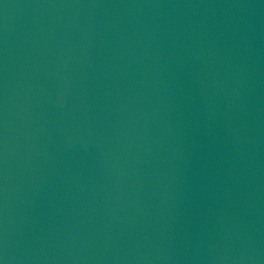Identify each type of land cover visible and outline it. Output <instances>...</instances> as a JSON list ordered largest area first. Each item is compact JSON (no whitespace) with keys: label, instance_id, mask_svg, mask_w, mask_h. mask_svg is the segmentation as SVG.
Segmentation results:
<instances>
[{"label":"water","instance_id":"obj_1","mask_svg":"<svg viewBox=\"0 0 264 264\" xmlns=\"http://www.w3.org/2000/svg\"><path fill=\"white\" fill-rule=\"evenodd\" d=\"M0 264H264V0H0Z\"/></svg>","mask_w":264,"mask_h":264}]
</instances>
